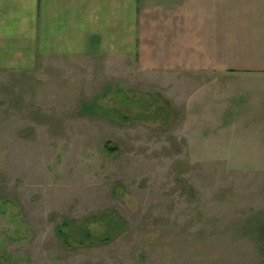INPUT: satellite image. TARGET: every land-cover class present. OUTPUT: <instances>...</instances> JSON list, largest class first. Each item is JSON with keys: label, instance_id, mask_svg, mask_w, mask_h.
<instances>
[{"label": "rangeland", "instance_id": "obj_1", "mask_svg": "<svg viewBox=\"0 0 264 264\" xmlns=\"http://www.w3.org/2000/svg\"><path fill=\"white\" fill-rule=\"evenodd\" d=\"M121 65L0 72V264H264V81Z\"/></svg>", "mask_w": 264, "mask_h": 264}, {"label": "crops", "instance_id": "obj_2", "mask_svg": "<svg viewBox=\"0 0 264 264\" xmlns=\"http://www.w3.org/2000/svg\"><path fill=\"white\" fill-rule=\"evenodd\" d=\"M91 60L203 92L264 81V0H0V72Z\"/></svg>", "mask_w": 264, "mask_h": 264}, {"label": "trees", "instance_id": "obj_3", "mask_svg": "<svg viewBox=\"0 0 264 264\" xmlns=\"http://www.w3.org/2000/svg\"><path fill=\"white\" fill-rule=\"evenodd\" d=\"M110 152L113 151L110 150ZM122 225V223L115 224L110 221L107 225L108 227H110V232L105 234L104 236H101L100 238L95 237L86 225L80 226L78 228L77 226L72 227L69 225H63L62 228L67 229V232L64 233L62 232L64 229H59L57 235L62 241L64 247L71 248V243H73L75 247L82 248L86 245H94L109 242L112 238L119 235L123 228Z\"/></svg>", "mask_w": 264, "mask_h": 264}]
</instances>
